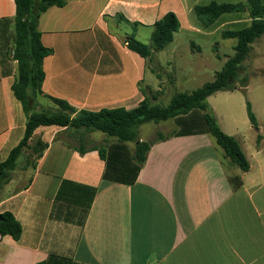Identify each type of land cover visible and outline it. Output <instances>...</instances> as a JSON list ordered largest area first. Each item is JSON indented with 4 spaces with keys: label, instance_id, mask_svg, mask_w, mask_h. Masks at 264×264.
Instances as JSON below:
<instances>
[{
    "label": "crops",
    "instance_id": "0c3cea01",
    "mask_svg": "<svg viewBox=\"0 0 264 264\" xmlns=\"http://www.w3.org/2000/svg\"><path fill=\"white\" fill-rule=\"evenodd\" d=\"M212 2L247 0H66L65 7L50 8L38 29L53 53L44 60L42 94L31 101L32 110L41 111L46 99L58 111L50 97L78 112L133 110L146 96L159 104L161 85L150 80L144 88L148 60L128 47L130 37L140 40L133 29L152 36L159 19L176 14L180 29L161 53L181 33L222 37L234 30L228 27L250 25L244 11L206 28L195 8ZM15 15V1L0 0V159L22 142L28 122L13 92L15 27L4 21ZM262 37L252 51L258 41L264 51ZM173 58L169 68L195 65L194 59ZM176 79L172 73L170 84ZM168 121L143 137L149 123L139 128L141 142L168 137L154 143L141 168L135 143L97 131L39 128L17 159L12 180L0 189V214L12 213L23 228L19 242L0 235V264H264V150L247 153L238 133L218 120L250 163L243 172L209 134L202 111ZM85 187L98 189L90 211Z\"/></svg>",
    "mask_w": 264,
    "mask_h": 264
},
{
    "label": "trees",
    "instance_id": "16d2710c",
    "mask_svg": "<svg viewBox=\"0 0 264 264\" xmlns=\"http://www.w3.org/2000/svg\"><path fill=\"white\" fill-rule=\"evenodd\" d=\"M16 15L5 22L13 23L15 27L13 59L18 63V77L13 85V92L28 116L25 137L5 159H0V189L7 185L16 168V161L41 127L74 128L87 132H102L119 142L136 144L134 158L141 168L147 160V155L157 141H164L168 137L158 134L153 142H141L139 128L148 123H161L171 119L186 116L195 110L204 113L209 134L216 139L217 144L224 150L227 158L236 164L243 172H248L250 163L241 145L234 137L228 135L221 128L217 118L210 110L207 99L218 92H234L237 88H247L248 79L242 77L243 63L249 57L253 44L264 36V4L263 0H247V3L199 5L195 8V15L206 27L214 26L225 14L249 12L252 21L249 26L238 30L225 31L223 39H236L235 54L225 64L223 70L216 76L214 82L207 83L193 92H181L173 96L168 105L155 104L146 96L145 100L135 109L124 108L103 109L99 112L80 111L70 106L66 101L50 99L59 107L58 111H32L31 101H36L42 94L45 80L43 68L44 60L52 55L53 50L43 45L41 33L38 29L39 19L52 7L63 8L66 0H14ZM180 20L173 12L165 14L153 26L152 46H148L136 38L130 37L128 47L144 59H149L153 52L164 50L174 41L175 33L180 29ZM248 117L251 125L256 129L258 122L250 102L247 103ZM261 140V136L259 137ZM103 160L106 151L98 149ZM42 156V153L39 157ZM235 184V182H233ZM72 185V184H71ZM81 187V186H79ZM91 194L88 211L98 192L96 188L85 187ZM0 235L11 237L19 242L23 233L21 223L9 212L1 214Z\"/></svg>",
    "mask_w": 264,
    "mask_h": 264
},
{
    "label": "rangeland",
    "instance_id": "374dc122",
    "mask_svg": "<svg viewBox=\"0 0 264 264\" xmlns=\"http://www.w3.org/2000/svg\"><path fill=\"white\" fill-rule=\"evenodd\" d=\"M244 27L246 26L228 27L226 30H238ZM135 31L133 29V34L138 35L139 41L152 46V36L148 29L139 28L138 34ZM262 38L260 40L263 41L264 36ZM175 39L176 41L164 52H153L147 62L144 88L151 86L150 80L160 84L164 92L157 103L162 105H168L177 93L193 92L207 83L214 82L217 74L223 70L227 61L234 56V48L237 45L236 39H222L220 33H215L210 37L187 36L181 33ZM260 42L258 41L257 45H254V50L242 64L244 70L241 76L248 79L247 88H237L234 92H218L207 99L211 113L218 118L226 131L238 133V139L245 142V150L249 154L251 151H257L259 147L264 150V138L261 139L262 141L259 140L261 134L264 136V51L259 49ZM172 57H174L172 61L176 63H182L183 60L190 62L194 59L195 65L190 64L183 69L169 68L166 63ZM172 73H176L175 84H170L169 79ZM248 102H250L257 117L258 128L256 129L251 127L249 121L247 114ZM41 105V111H53L55 108V105L46 99L42 100ZM171 122L161 123L160 126H167ZM156 124L149 123L146 127H143L140 131L141 136L143 137L151 132L157 126ZM183 128L184 126H178L177 130H183ZM96 135L112 138L100 132H96ZM95 142L99 144L101 140L97 137Z\"/></svg>",
    "mask_w": 264,
    "mask_h": 264
},
{
    "label": "water",
    "instance_id": "95a60500",
    "mask_svg": "<svg viewBox=\"0 0 264 264\" xmlns=\"http://www.w3.org/2000/svg\"><path fill=\"white\" fill-rule=\"evenodd\" d=\"M2 219H3V218H2V216H1V214H0V221H2Z\"/></svg>",
    "mask_w": 264,
    "mask_h": 264
}]
</instances>
